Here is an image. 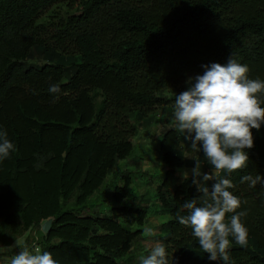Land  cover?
I'll use <instances>...</instances> for the list:
<instances>
[{
  "label": "trees",
  "instance_id": "1",
  "mask_svg": "<svg viewBox=\"0 0 264 264\" xmlns=\"http://www.w3.org/2000/svg\"><path fill=\"white\" fill-rule=\"evenodd\" d=\"M36 54L39 64L30 62ZM232 54L250 79L264 80V0H0V129L16 146L0 162V248L33 231L20 250L48 251L59 264H131L149 208L127 202L131 174L112 192L107 179L135 154L133 119L169 104L163 93L203 74L201 65H225ZM252 133L249 164L220 173L247 201L237 211H247L248 242L229 237L232 264H264V187L241 183L264 176V124ZM185 135L168 128L159 144L166 171L155 196L170 218L159 241L170 264H219L175 218L198 195L191 177L175 182L177 171L197 161L201 175L214 170L202 151L185 160ZM103 190L108 210L94 199Z\"/></svg>",
  "mask_w": 264,
  "mask_h": 264
},
{
  "label": "clouds",
  "instance_id": "2",
  "mask_svg": "<svg viewBox=\"0 0 264 264\" xmlns=\"http://www.w3.org/2000/svg\"><path fill=\"white\" fill-rule=\"evenodd\" d=\"M203 74L190 76L187 90L175 95V126L186 133L193 153L203 152L214 171L201 175L199 162L191 169V183L198 195L185 200L176 211V220L190 227L210 261L232 264L230 247L232 241L241 246L248 242L249 229L243 222L247 211H237L242 203L230 189L235 185L231 179L221 178V172L232 173L249 164L245 149L254 145L252 129L259 130L264 124V80L250 79V68L234 58L225 65L217 62L201 65ZM50 93H59V85H50ZM16 151L8 139L6 130L0 129V162ZM189 173H182L188 180ZM203 182L214 181L210 187ZM249 187L258 184L264 187V176L249 174L241 177V183ZM184 213V214H182ZM227 214H232L227 218ZM146 236L154 230L145 227ZM10 264H59L48 251L23 247L15 254ZM139 264H170L164 244L156 241L148 255L139 257Z\"/></svg>",
  "mask_w": 264,
  "mask_h": 264
},
{
  "label": "rangeland",
  "instance_id": "3",
  "mask_svg": "<svg viewBox=\"0 0 264 264\" xmlns=\"http://www.w3.org/2000/svg\"><path fill=\"white\" fill-rule=\"evenodd\" d=\"M43 20V22H48L47 15L43 17ZM42 59V55L36 54L32 56L30 62L39 64ZM187 87L188 85L184 84L166 90L162 96L172 100L169 104L154 108L143 120L134 117L133 123L138 131L137 136L133 140L135 154L131 159L122 161L117 168L110 172L107 179L110 192H112L115 186H123L124 176L131 174L132 184L127 191V202L136 205L145 204L149 208L143 233L135 240L127 261L131 264L139 263L141 255L149 254L151 247L154 246L156 241H159L162 232L160 229L161 225L170 219L169 216L160 211L155 196L166 171L164 163L161 160L159 144L162 134L168 128H176L181 136H183V132L175 126L174 122L175 95H179L181 92L187 90ZM180 148L185 160L195 161L197 159L199 153H193L184 141L181 142ZM192 168L186 166L178 170L175 182L180 184L183 181L182 173L185 171L189 173L190 177ZM94 199H98L99 202H106L104 209H109L108 205L111 204V197L105 196L104 190L96 194ZM146 226L153 228V236L149 237L145 235L144 228ZM29 236H34L33 231L18 239L12 247L0 248V264H10L11 258L20 251V246L23 245Z\"/></svg>",
  "mask_w": 264,
  "mask_h": 264
},
{
  "label": "water",
  "instance_id": "4",
  "mask_svg": "<svg viewBox=\"0 0 264 264\" xmlns=\"http://www.w3.org/2000/svg\"><path fill=\"white\" fill-rule=\"evenodd\" d=\"M52 221L48 220L42 225V231L44 234H47L51 229Z\"/></svg>",
  "mask_w": 264,
  "mask_h": 264
},
{
  "label": "crops",
  "instance_id": "5",
  "mask_svg": "<svg viewBox=\"0 0 264 264\" xmlns=\"http://www.w3.org/2000/svg\"><path fill=\"white\" fill-rule=\"evenodd\" d=\"M210 171H214V170H210ZM210 171H208V172H210ZM191 177V176H190Z\"/></svg>",
  "mask_w": 264,
  "mask_h": 264
}]
</instances>
